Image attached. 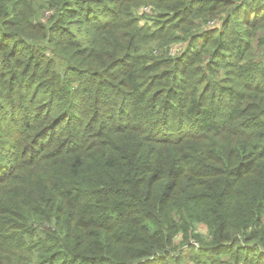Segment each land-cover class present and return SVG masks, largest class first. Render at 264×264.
Returning <instances> with one entry per match:
<instances>
[{
    "label": "trees",
    "instance_id": "obj_1",
    "mask_svg": "<svg viewBox=\"0 0 264 264\" xmlns=\"http://www.w3.org/2000/svg\"><path fill=\"white\" fill-rule=\"evenodd\" d=\"M0 264H264V0H0Z\"/></svg>",
    "mask_w": 264,
    "mask_h": 264
},
{
    "label": "rangeland",
    "instance_id": "obj_2",
    "mask_svg": "<svg viewBox=\"0 0 264 264\" xmlns=\"http://www.w3.org/2000/svg\"><path fill=\"white\" fill-rule=\"evenodd\" d=\"M149 11H150V8L145 7V8L141 9V13L140 14H142L144 12L148 13ZM187 43H188V41L184 42V40H183L182 42H177V43L173 44L171 54H173V55L180 54L185 49V47L187 46ZM200 228H201V231L204 234H206L205 227L201 226Z\"/></svg>",
    "mask_w": 264,
    "mask_h": 264
}]
</instances>
